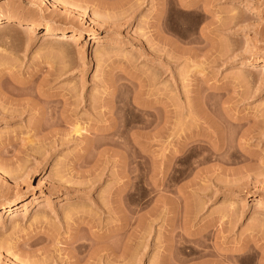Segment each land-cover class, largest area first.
Masks as SVG:
<instances>
[{
  "label": "rangeland",
  "instance_id": "374dc122",
  "mask_svg": "<svg viewBox=\"0 0 264 264\" xmlns=\"http://www.w3.org/2000/svg\"><path fill=\"white\" fill-rule=\"evenodd\" d=\"M0 17V264H126L128 241L130 264L169 244L264 264V0H0Z\"/></svg>",
  "mask_w": 264,
  "mask_h": 264
},
{
  "label": "bare ground",
  "instance_id": "6f19581e",
  "mask_svg": "<svg viewBox=\"0 0 264 264\" xmlns=\"http://www.w3.org/2000/svg\"><path fill=\"white\" fill-rule=\"evenodd\" d=\"M11 20L12 19H7V18H5V17H0V29H2V28H4V26H6L7 24H8V22H11ZM46 31H45V33H44V35H49V34H56V35H58L59 36V38H61V40L62 39H64V38H67L68 37V34H71L70 35V37L71 38H74V36H75V34H79L80 35V32L78 31V30H76L75 28H72V31H71V33H67V32H65V31H63V30H58V29H51V28H47V29H45ZM64 40H66V39H64ZM264 61H262L261 59H254V60H251V61H249L248 62V65H260V64H264L263 63ZM21 85H23V84H21ZM20 85V86H21ZM32 107H34V106H32ZM31 107V108H32ZM30 108V107H29ZM28 108V109H29ZM27 109V108H26ZM27 109V110H28ZM21 110V109H20ZM22 110H24L25 111V108L24 109H22ZM21 110V111H22ZM26 110V111H27ZM31 110H33V109H29L28 111H31ZM19 111V109L18 110H16V111H14V112H18ZM21 111H19V112H21ZM23 112V111H22ZM21 112V113H22ZM76 130V129H75ZM79 130V129H78ZM78 130H76V131H78ZM75 131V132H76ZM128 183V182H127ZM129 191V189H124V191H122L123 192V194H124V196L122 197H120V194H118V196L119 197H117V199L115 200V203L117 204V205H121V204H132V203H134L135 202V200L132 198V196H130V195H128L129 194V192L127 193V194H125V192L126 191ZM16 204H17V202H16ZM16 204L14 203V205H13V207H10V208H8L9 210H11L12 208H14V207H16ZM176 204V203H175ZM127 206V205H126ZM255 207L257 208V209H264V201L263 200H258V201H256V203H255ZM185 208H187L186 210H185V214H184V216H186V218L188 217L189 218V215L191 214L190 213V208L189 207H185ZM184 208V209H185ZM128 210V209H127ZM191 216V215H190ZM187 220V219H186ZM138 225H139V227L142 229V230H145L144 228H145V225L142 223V222H138ZM148 225V224H147ZM140 229V230H141ZM141 230V231H142ZM146 233V232H145ZM125 246H124V249H123V251L121 252L122 254H121V259L122 260H127V262H126V264H130V262H131V260H130V258H132V256L133 255H135L136 254V252L138 251V250H140L141 249V247H139V246H136L135 247V249L136 250H133V249H129L130 248V246L128 245V244H131V243H129V241H128V244L125 242ZM136 244H138V243H136ZM142 246V245H141ZM129 247V248H128ZM132 247V246H131ZM200 247V250H198V249H196L195 247H191V248H189V250L188 251H185V249L184 248H180V247H176V246H173L172 244H169V245H167L166 247H164L163 248V251L161 252V254L162 255H160V256H158V258H157V260H155L156 261V263H155V261H154V263L153 264H183V263H186L187 261H189V260H193V259H197V258H200V257H202V256H206L207 255V253L205 252V251H203V247L204 246H199L198 245V248ZM202 247V248H201ZM123 248V247H122ZM132 248H134V247H132ZM139 252V251H138ZM133 261V260H132ZM124 264H125V262H124ZM205 264H207V263H205Z\"/></svg>",
  "mask_w": 264,
  "mask_h": 264
}]
</instances>
